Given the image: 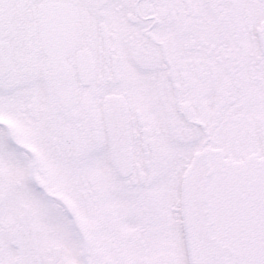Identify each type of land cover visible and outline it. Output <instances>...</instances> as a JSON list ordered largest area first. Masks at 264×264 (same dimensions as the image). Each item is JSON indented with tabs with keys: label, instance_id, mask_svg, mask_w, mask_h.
I'll return each instance as SVG.
<instances>
[{
	"label": "snow or ice",
	"instance_id": "6c2138e0",
	"mask_svg": "<svg viewBox=\"0 0 264 264\" xmlns=\"http://www.w3.org/2000/svg\"><path fill=\"white\" fill-rule=\"evenodd\" d=\"M0 264H264V0H0Z\"/></svg>",
	"mask_w": 264,
	"mask_h": 264
}]
</instances>
